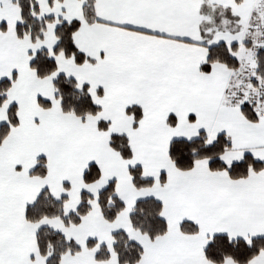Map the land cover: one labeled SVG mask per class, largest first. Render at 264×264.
<instances>
[{
    "label": "snow or ice",
    "instance_id": "1",
    "mask_svg": "<svg viewBox=\"0 0 264 264\" xmlns=\"http://www.w3.org/2000/svg\"><path fill=\"white\" fill-rule=\"evenodd\" d=\"M0 264H264V0H0Z\"/></svg>",
    "mask_w": 264,
    "mask_h": 264
}]
</instances>
